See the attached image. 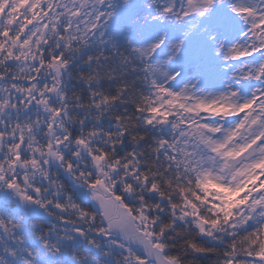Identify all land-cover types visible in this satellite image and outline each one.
I'll use <instances>...</instances> for the list:
<instances>
[{
  "label": "flooded vegetation",
  "instance_id": "flooded-vegetation-1",
  "mask_svg": "<svg viewBox=\"0 0 264 264\" xmlns=\"http://www.w3.org/2000/svg\"><path fill=\"white\" fill-rule=\"evenodd\" d=\"M239 4L240 0H0V135L5 136L0 137V264L14 260L15 264L51 260L57 264H155L133 243L151 239L148 226L139 221L142 211L132 205L138 197L142 206L147 194L139 165L132 167L136 170L133 192L128 181L127 192L119 196L117 189L104 188L100 165V170L94 166L100 154L86 147L93 136L89 129L95 113L102 127H116L120 139L126 136L123 121L116 123L111 113L127 105L119 95L113 103L104 95L106 91L77 92L74 86L78 79L86 80V65L115 59H127L134 66L138 61L146 83L151 81V59L160 56L173 32L175 38L196 44L180 49L187 55L192 50L193 58L175 66V80L213 73L220 68L214 53L222 54L213 44L217 36L213 28L225 34L229 19H235L248 26L254 39H260L261 33L264 38V25L257 24L259 8L250 12ZM105 35L110 39L108 46ZM160 37L164 46L156 47L150 59L143 52L145 45ZM261 54L236 61L246 66L247 79L240 82L245 83V96L264 94L258 66L264 51ZM144 87L154 106L151 82ZM260 192L264 194V188ZM19 195L37 204L42 214L36 217L22 207ZM99 195L117 206L109 222L96 203ZM132 214L138 231H125Z\"/></svg>",
  "mask_w": 264,
  "mask_h": 264
},
{
  "label": "rangeland",
  "instance_id": "rangeland-1",
  "mask_svg": "<svg viewBox=\"0 0 264 264\" xmlns=\"http://www.w3.org/2000/svg\"><path fill=\"white\" fill-rule=\"evenodd\" d=\"M260 2L240 0L239 8L241 10H249L250 8L251 11L259 8L260 11L262 8ZM259 20L260 22L257 24L261 27L264 24V12L260 13ZM232 22L230 26L227 24L225 34L219 27L213 28L214 34L217 35L213 38L216 51L223 52L224 50L223 54L226 57L223 58L221 54L219 56L218 52L214 53L213 59L216 63L229 59L230 56L237 59L247 49V46L243 45V40H245L244 37L250 38L251 30L248 26H243L242 23L244 22L240 20L233 19ZM235 29L237 41L231 46L232 32ZM174 36L175 32L165 46L162 44L164 37L158 38L155 42L147 43L143 51L145 55L151 56V59L153 55L150 54L156 51V47L164 46L163 52L159 53L160 56L151 59L155 104L153 106L154 111L146 120V125L161 135L163 140L160 149L167 153L170 160L172 158L190 174L196 171L199 180H202V196H198L195 203L187 201L182 207L174 208V222L177 225L194 227L211 242H218L220 237L228 238L237 234L241 229L253 226L254 238L263 244L259 248V255H249L250 257L246 259L245 264H264V232L259 233L260 230L256 226L260 221L264 222V194L260 192L264 188V184H259L261 181L264 182V114L262 113L264 97L261 98V102L256 101L255 98L252 99L253 104L248 105L250 106L249 110L244 111L243 118L226 123L224 119L231 114L228 109L233 108L236 102V99L231 100L230 98L233 89H235L233 82L236 79L246 77V72L242 71V67H239L233 71L231 76V72L225 67L221 71H219L220 69L216 70L219 71L218 73L216 71L213 73L211 71L209 73L200 72L199 76L187 81H182V79L176 81L175 77L178 76V70L175 66L181 63L186 65L193 58L191 56L192 50L187 55L181 53L180 49H191L192 44V48H195L196 44L191 40L184 42L182 37L177 36L175 38ZM105 37L104 43L108 46L110 39L108 35ZM261 39L259 40L264 42V38ZM224 73L228 75L225 76ZM2 83L3 79L0 76V87ZM158 83H162V87ZM248 101L250 98L238 100L237 108H241L242 105L243 107L247 106ZM249 117L252 118L251 125L247 123ZM255 121L260 122V128L254 129L253 123ZM251 131L253 132L251 133ZM102 132L93 134L86 147L97 149L99 142L107 137L106 132ZM0 137L5 138L4 135H0ZM253 138L263 139L259 157L254 161L246 162L240 166L239 170L229 174L225 168L226 164L231 158L236 157L250 146ZM18 146L19 144L15 145V153L19 150ZM94 164L96 170L99 169L100 165L101 173L98 171V175L103 179L104 188L108 190L117 189L124 194L123 191L127 192L129 181L132 184L133 192V182L136 176V170L132 168L135 167L134 164L125 166L126 164L121 162L104 161V158L100 156L96 157ZM249 183H252L250 188ZM136 187L138 189V186ZM85 191L89 193V190ZM136 191L139 192V189ZM133 198L134 196H131L130 199ZM136 199L140 200L138 197ZM147 210L148 208L142 204L139 221L145 227L148 226V235L157 244L163 245V242L160 241L161 236L156 234L155 227L153 229L152 215L149 212L146 213ZM203 210L212 213L211 220H204ZM234 260L232 258L230 264H236ZM51 262L57 264L53 260ZM174 263L177 264L175 261ZM9 264H15V260Z\"/></svg>",
  "mask_w": 264,
  "mask_h": 264
},
{
  "label": "trees",
  "instance_id": "trees-1",
  "mask_svg": "<svg viewBox=\"0 0 264 264\" xmlns=\"http://www.w3.org/2000/svg\"><path fill=\"white\" fill-rule=\"evenodd\" d=\"M139 64L137 61L138 67L134 66L127 59L103 61L101 64L93 62L86 65L83 71L86 80L78 79L80 82L74 86L77 92L86 89L106 91L104 95L113 103L119 95L122 103L127 105L111 113L116 123L123 121L126 136L120 139L117 132L111 145H104V142L107 144V137L103 136V144L97 145L100 153L110 162L139 165V177L144 179L147 187L143 202L152 215L156 234L163 238L168 256L178 264H230L232 258L236 264H245L246 256L258 253L263 244L254 238L252 230L240 232L236 237H229L218 244L204 238L190 225L175 224L174 208L182 207L188 200L195 202L198 196H202V180H199L196 171L190 174L172 158L170 160L167 153L160 149L161 135L146 125L153 108L144 87L148 81L146 83ZM133 90L136 93H132ZM97 115L92 114L90 127L95 134L102 132L96 130L99 125ZM76 133L78 139L79 132ZM118 192L117 195L121 196V191ZM132 205L134 210L142 208L139 200ZM212 216L210 211L203 210L204 220H211Z\"/></svg>",
  "mask_w": 264,
  "mask_h": 264
},
{
  "label": "water",
  "instance_id": "water-1",
  "mask_svg": "<svg viewBox=\"0 0 264 264\" xmlns=\"http://www.w3.org/2000/svg\"><path fill=\"white\" fill-rule=\"evenodd\" d=\"M235 118V117H234ZM230 118V119H234ZM260 144V141H257L250 149L246 150L245 153L237 156L236 158H233L231 160V163L227 165V169L229 172H233L237 170V166L243 163L246 159H252L256 157L257 155V149ZM19 203L22 207L28 208L32 211L34 216H40L43 212V209H41L37 204L33 203L29 199H24L19 195ZM96 203L102 207L104 213L103 217H105V221L109 222L111 218L115 215L117 206L114 202H108L105 200V198L102 195H99L96 199ZM127 228H125V231H138V227L136 226V219L134 215H131L128 218ZM124 231V230H123ZM134 244L142 247L144 249V253L150 258L149 261H153L157 264H173L172 261L169 259L168 256L165 255L164 250L160 249L158 246H154L153 243L146 239V241H141V239H137L133 242Z\"/></svg>",
  "mask_w": 264,
  "mask_h": 264
}]
</instances>
